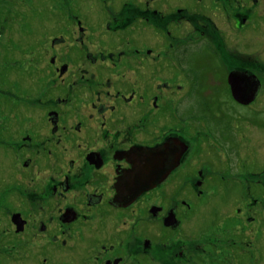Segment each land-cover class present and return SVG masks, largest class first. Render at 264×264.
Segmentation results:
<instances>
[{
  "label": "flooded vegetation",
  "instance_id": "af4514ba",
  "mask_svg": "<svg viewBox=\"0 0 264 264\" xmlns=\"http://www.w3.org/2000/svg\"><path fill=\"white\" fill-rule=\"evenodd\" d=\"M0 60V264H264V0H0Z\"/></svg>",
  "mask_w": 264,
  "mask_h": 264
},
{
  "label": "rangeland",
  "instance_id": "374dc122",
  "mask_svg": "<svg viewBox=\"0 0 264 264\" xmlns=\"http://www.w3.org/2000/svg\"><path fill=\"white\" fill-rule=\"evenodd\" d=\"M11 30H12V28H10V30H7L5 33L6 34L9 33ZM4 44H5L6 47L9 46V45H11V44H9V42H5ZM1 55H2L3 60L5 61V65L4 66H7L9 64V62H12L13 61L11 59V55H7V50H6V52L5 51H2Z\"/></svg>",
  "mask_w": 264,
  "mask_h": 264
}]
</instances>
